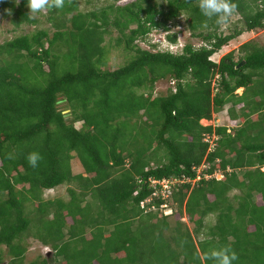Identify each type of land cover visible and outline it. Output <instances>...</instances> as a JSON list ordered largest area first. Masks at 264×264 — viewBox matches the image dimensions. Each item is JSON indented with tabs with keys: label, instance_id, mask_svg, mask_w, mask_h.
Wrapping results in <instances>:
<instances>
[{
	"label": "trees",
	"instance_id": "1",
	"mask_svg": "<svg viewBox=\"0 0 264 264\" xmlns=\"http://www.w3.org/2000/svg\"><path fill=\"white\" fill-rule=\"evenodd\" d=\"M101 1L43 14L0 0L14 33L0 44V264H27L31 239L55 259L29 264H212L205 255L224 245L234 264H264V45L212 60L264 31V0H234L227 24L205 18L198 0ZM158 31L176 53L142 47ZM185 31L192 43L181 46ZM108 37L128 58L114 71ZM163 80L172 87L156 96ZM153 179L175 182L168 199L154 196ZM62 186L69 200L45 199Z\"/></svg>",
	"mask_w": 264,
	"mask_h": 264
},
{
	"label": "rangeland",
	"instance_id": "2",
	"mask_svg": "<svg viewBox=\"0 0 264 264\" xmlns=\"http://www.w3.org/2000/svg\"><path fill=\"white\" fill-rule=\"evenodd\" d=\"M127 2H129V1L127 0L125 2H122L121 4L123 5V4H126ZM111 3H113V0H102L101 3H99V5L100 6H106V5H109ZM84 6L85 5L82 4V8H84ZM42 12H43V14H47V10H43ZM234 19H236V18L234 17ZM41 20L43 22H45L46 17L42 16ZM43 27L48 28L49 25L46 24ZM183 28H184V26H180V27H174L173 26L170 34L182 32ZM11 29H12V26H11L10 22L5 21V20L0 18V44L14 38V33H11ZM34 29H35V27L28 26V27H25L24 32L30 33ZM166 37H167V33H165L164 31L154 32L150 37V42L149 43H141V45L143 48L150 49L151 45L160 44V46L163 50H166L165 48H167L168 50L170 49L171 52L176 53L178 51V49H174V47H169L170 44L167 41ZM251 40H255L258 43H261L264 45V31H258L256 33H251V34L246 33L244 36H242L237 41H235V42L231 43L229 46L223 48L221 52H219L218 54H216L212 58V60L216 63H219L220 60L224 56H226L227 54H229L233 51L238 52V49L241 45H243V44H245ZM179 42L182 46L186 42L192 43V39H190L189 34L185 31L184 33H182L180 35ZM110 44H112V41H111V38L108 37L107 42H106V46H107L108 51L111 50ZM193 44H195L197 46L202 45L201 41H198V40H194ZM127 60H128V58L121 51H117V50L110 51L109 55L107 57L108 65L105 66V69L111 70V71L117 70L121 66H123ZM172 84L173 83H171L169 80H163V81L158 82L156 85V88H155L156 96H159L162 94H167L168 90L172 87ZM242 92H243V90H240L238 93L241 94ZM60 106L62 108H66L67 103L62 102V103H60ZM65 114L68 117V114H70V111L66 110ZM215 116L216 115H214V117ZM214 123H215L214 119H213V121H203L204 126H212V125H214ZM72 167H73L74 173L76 175L84 174L85 176H87L84 172L82 165L80 164L79 159H75L73 161ZM68 188H69L68 186H62V187H59V188L52 190V191H46L44 197H45V199H49V200L61 198V199H64L67 201L70 199V196L68 193ZM170 220L172 222L177 221V219H175V218H172ZM70 222H72V221L70 220ZM182 223L185 224L186 226H188L191 230H193V227H192L190 221L188 220V218H184ZM174 227H172V229ZM169 234L173 235L172 233H169ZM170 235H167V236L171 237ZM41 258H47V260H50V261L55 259V252H54L53 248L52 247H46L42 243H40L39 241H37L35 239L29 240V251H28V254L26 256L27 264H29L33 261L40 260Z\"/></svg>",
	"mask_w": 264,
	"mask_h": 264
},
{
	"label": "clouds",
	"instance_id": "3",
	"mask_svg": "<svg viewBox=\"0 0 264 264\" xmlns=\"http://www.w3.org/2000/svg\"><path fill=\"white\" fill-rule=\"evenodd\" d=\"M64 2L65 0H28V6L32 13H37L46 8L61 9L64 7ZM198 8L205 18L208 20L215 19L217 24H227L232 15L237 11V5L234 0H198ZM216 123L218 121L212 126H215ZM41 159V155L36 152L28 156V162L33 168L38 166ZM217 175L223 176L222 173H218ZM204 259L212 261V264H234L238 260V256L230 246L224 245L212 249L205 255Z\"/></svg>",
	"mask_w": 264,
	"mask_h": 264
},
{
	"label": "built area",
	"instance_id": "4",
	"mask_svg": "<svg viewBox=\"0 0 264 264\" xmlns=\"http://www.w3.org/2000/svg\"><path fill=\"white\" fill-rule=\"evenodd\" d=\"M218 123H219V121H218ZM217 177L219 179L223 178V176H221V175H217ZM150 182H151L150 186L156 190L154 196L157 197V196L161 195L163 197V199H165V200L168 199V197L172 193V187L175 185V182H171V181H168L165 179L161 180V181L153 179ZM151 202H152V199H149L146 202H143L142 207L146 208L147 204H149ZM162 208L165 210L166 215H172L173 214V210L169 209L168 205H164V206H162ZM150 210L157 211V208L155 206H152L150 208Z\"/></svg>",
	"mask_w": 264,
	"mask_h": 264
},
{
	"label": "water",
	"instance_id": "5",
	"mask_svg": "<svg viewBox=\"0 0 264 264\" xmlns=\"http://www.w3.org/2000/svg\"><path fill=\"white\" fill-rule=\"evenodd\" d=\"M243 65V64H242ZM49 249V248H48Z\"/></svg>",
	"mask_w": 264,
	"mask_h": 264
}]
</instances>
